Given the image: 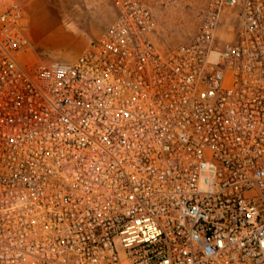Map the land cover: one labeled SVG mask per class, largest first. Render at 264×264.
I'll return each mask as SVG.
<instances>
[{"label":"built area","instance_id":"obj_1","mask_svg":"<svg viewBox=\"0 0 264 264\" xmlns=\"http://www.w3.org/2000/svg\"><path fill=\"white\" fill-rule=\"evenodd\" d=\"M69 62L0 12V264H264V0L164 47L143 0Z\"/></svg>","mask_w":264,"mask_h":264},{"label":"rangeland","instance_id":"obj_2","mask_svg":"<svg viewBox=\"0 0 264 264\" xmlns=\"http://www.w3.org/2000/svg\"><path fill=\"white\" fill-rule=\"evenodd\" d=\"M143 1L151 7L154 14L159 43L164 47H172L188 42L198 34L202 13L208 0ZM8 4H11L8 0H0V12ZM72 10L77 16L76 26L79 31L84 30L85 22L94 21L95 24L96 20L100 24L106 16H109L110 22L113 20L111 5L106 0H96L88 6L82 2L76 3ZM78 51V46L72 43L67 46H56L43 50L39 54V60L69 62L74 60Z\"/></svg>","mask_w":264,"mask_h":264},{"label":"crops","instance_id":"obj_3","mask_svg":"<svg viewBox=\"0 0 264 264\" xmlns=\"http://www.w3.org/2000/svg\"><path fill=\"white\" fill-rule=\"evenodd\" d=\"M8 1L19 4L24 10L27 36L30 41V56L36 61L40 59L39 54L43 50L55 48L56 46H67L71 43L78 46L79 51L76 57L79 56L87 48L89 42L104 32L111 23L109 16H106L100 21V24L96 20L95 24L94 21L85 22L83 31L77 29V16L72 10L74 4L82 2L88 6L96 0ZM106 1L110 4L109 0ZM111 8L113 12L112 19L114 20L115 12L112 6Z\"/></svg>","mask_w":264,"mask_h":264}]
</instances>
